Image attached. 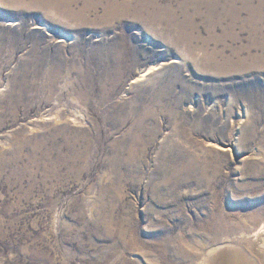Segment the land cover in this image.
<instances>
[{"label":"rangeland","instance_id":"374dc122","mask_svg":"<svg viewBox=\"0 0 264 264\" xmlns=\"http://www.w3.org/2000/svg\"><path fill=\"white\" fill-rule=\"evenodd\" d=\"M107 1L0 0V264H264V0Z\"/></svg>","mask_w":264,"mask_h":264},{"label":"bare ground","instance_id":"6f19581e","mask_svg":"<svg viewBox=\"0 0 264 264\" xmlns=\"http://www.w3.org/2000/svg\"><path fill=\"white\" fill-rule=\"evenodd\" d=\"M138 1V3L140 4H142L143 5V0H137ZM136 1V2H137ZM148 1H150L151 3L149 4L150 6H152L153 4H154V2H156L157 0H148ZM147 1V2H148ZM207 1H209V0H197L196 2L197 3H202V2H207ZM220 0H210L209 2H215V4H216V2H219ZM232 1H234V0H228V2H232ZM108 2V4H109V6H118V4H119V6H130L131 4H130V0H123L122 2H119L118 0H108L107 1ZM144 2H146V1H144ZM159 2V1H158ZM137 3V4H138ZM134 4V3H133ZM156 4V3H155ZM136 5V4H135ZM145 5H146V3H145ZM157 5V4H156ZM262 5H264V4H262ZM138 6V5H137ZM140 6V5H139ZM144 6V5H143ZM154 6V5H153ZM158 6V5H157ZM261 7V6H260ZM263 8V7H262ZM110 10V9H109ZM237 16H238V14H237ZM237 16H236V18H237ZM236 20V19H235ZM156 69H158V67H157V64H152L149 68H146V70H149L148 72H150V71H153V70H156ZM146 70L143 72V74L141 75V78L140 79H142L144 76H146V74L148 73V72H146ZM146 72V73H145ZM139 79V78H138ZM139 79V80H140ZM258 232H261V230H257V231H255V233L254 234H257ZM240 244V243H239ZM251 244V243H250ZM263 247H264V244H263ZM237 250V249H236ZM235 254V258H234V260H233V258H229V260H230V262H228L227 264H257V262H255V261H252V260H250L249 258H248V256H247V254L244 252V251H242V250H238L237 252H235L234 253ZM229 256V255H228ZM250 257V256H249ZM222 258H224V256L223 255H220V256H216L215 258H212L211 260H210V262H209V264H224L225 263V261H224V263H222V262H220V260L222 259ZM228 260V259H227Z\"/></svg>","mask_w":264,"mask_h":264}]
</instances>
